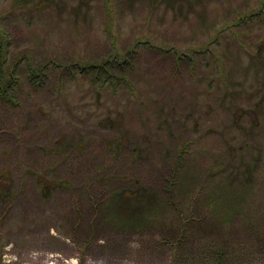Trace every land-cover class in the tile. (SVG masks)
<instances>
[{"label":"rangeland","instance_id":"374dc122","mask_svg":"<svg viewBox=\"0 0 264 264\" xmlns=\"http://www.w3.org/2000/svg\"><path fill=\"white\" fill-rule=\"evenodd\" d=\"M0 34L13 76L0 93V264H175L169 244L149 243L167 230L108 222L106 200L94 203L108 183L141 178L151 190L129 207L147 211L177 149L187 174L222 153L238 155V172L251 161V231L206 232L264 243V0H0ZM243 106L257 119L238 131L229 120ZM122 134L132 145L115 147ZM245 137L256 142L244 161ZM226 246L227 264H264ZM196 248L182 245L176 264H217Z\"/></svg>","mask_w":264,"mask_h":264},{"label":"trees","instance_id":"16d2710c","mask_svg":"<svg viewBox=\"0 0 264 264\" xmlns=\"http://www.w3.org/2000/svg\"><path fill=\"white\" fill-rule=\"evenodd\" d=\"M240 20H243L240 19ZM6 40L3 34H0V93L9 94V88L13 86V76L10 77L9 83L5 82L4 78L9 74L7 73V62L8 56L5 54V47L7 46ZM6 44V45H5ZM102 64V63H101ZM91 64V70H101L109 64V61L104 64ZM101 65V66H100ZM14 74V72H13ZM33 74H37V70L33 71ZM104 74V73H103ZM97 75L101 76L100 72ZM227 89L235 88L226 83ZM4 96V95H3ZM17 105L16 100L9 99ZM254 111L252 109H246L243 107H235L232 110L230 117L231 127L236 128L240 131L241 120L245 115L250 116L251 119L256 118L253 116ZM257 119V118H256ZM117 126L113 122L110 127ZM249 138H242L243 143H252L251 146L245 145L240 147V153L242 160L250 158L248 154L253 151V145L255 140L248 142ZM115 147L122 148L123 144H130L129 138L126 134H122L114 142ZM82 145V144H81ZM86 148L85 145L81 146ZM124 148V147H123ZM177 149V154L172 158L173 164L168 170L170 180H168L167 190L165 191L164 186L162 188L163 195L161 193L154 194L148 197V209H144L140 213L135 209H130V200L137 199L141 200L151 189L149 185H145L143 181L136 179V184L133 188H125L123 186L117 187L116 184L108 183L107 188L102 189L103 191L97 193L96 197L98 200L94 203L96 208L99 201L106 202L103 204V209L110 211V215H107L108 222L116 219H120L118 222L128 227L134 225L151 226L149 231H152L156 227H160L164 230V233L156 239L154 235L150 234L152 242L156 248H164L161 246L170 245L172 248V254L175 256V264L182 261L186 256L183 253L182 245L190 244L193 251H197L196 247L204 249L208 255L217 259V264H227L226 260L230 257L228 251H234L235 248H229L227 244L239 243V251L247 258H257V260L264 259V243L263 240L259 241L256 245L250 236H246L243 240H236L231 237L230 234H217L207 233L210 231L208 226L211 223H217L218 225H229L233 222L244 223L245 221L249 224V230L251 231L250 224L254 225L252 221V207L253 202L249 201L248 195L249 190L254 187L256 183V169L249 160V164L244 166V169L240 172L237 171V167H241L238 161V155L233 158L231 154L222 153L226 156V161L222 160L221 155L213 157L211 163L214 161V165L211 169H203V172H194L193 174L184 173V163L186 162L185 151ZM238 148L235 149V152ZM133 153H140V150H133ZM237 163V164H236ZM214 172V173H213ZM216 172V173H215ZM43 178H45L43 176ZM155 179L151 177V181ZM52 181V180H50ZM66 182H63L65 185ZM56 186L61 184L55 183ZM136 186V187H135ZM192 193L189 198L187 205V211L182 208L183 199L182 196L186 197V194ZM201 201V202H200ZM199 205L202 211L199 209ZM175 207V210L172 207ZM124 207V208H123ZM259 207V206H258ZM123 208V209H121ZM173 209V214L168 211ZM124 210V211H123ZM251 215V216H250ZM141 217V219H140ZM207 224V225H206ZM156 226V227H155ZM159 229V228H157ZM255 231V230H252ZM260 231V230H257ZM189 260V259H187Z\"/></svg>","mask_w":264,"mask_h":264}]
</instances>
